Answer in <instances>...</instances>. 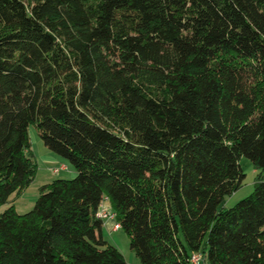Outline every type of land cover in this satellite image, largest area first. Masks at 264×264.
I'll list each match as a JSON object with an SVG mask.
<instances>
[{
    "label": "trees",
    "instance_id": "obj_1",
    "mask_svg": "<svg viewBox=\"0 0 264 264\" xmlns=\"http://www.w3.org/2000/svg\"><path fill=\"white\" fill-rule=\"evenodd\" d=\"M31 124L76 175L0 212V264H125L104 197L140 264H264V0H0V206Z\"/></svg>",
    "mask_w": 264,
    "mask_h": 264
},
{
    "label": "rangeland",
    "instance_id": "obj_2",
    "mask_svg": "<svg viewBox=\"0 0 264 264\" xmlns=\"http://www.w3.org/2000/svg\"><path fill=\"white\" fill-rule=\"evenodd\" d=\"M28 135H29V139L32 145L31 148L37 156V153H40L39 150L41 149V147H44V144L38 136L36 127L32 124L28 128ZM37 161H36L37 167L38 168L40 167L39 169H37V175L33 179L32 183L29 185L24 196L19 198L16 202L17 209L21 212L29 211L33 207L34 202L37 199V196L39 194L38 182L41 180L42 174H43L42 171H39V170L43 167V165L42 164L40 165L39 160ZM62 161H64L68 167L72 168V166L69 164V162L66 159H63ZM238 163L244 174V177L238 189L232 192L230 195H227L224 197V200L220 205L221 207H225V208L232 207L236 202L248 196L253 191V183L256 177V170L252 162L245 156H241L238 160ZM61 176H66V174L62 172L59 175L54 176V178L56 179ZM114 235L121 242H123V239L127 237V234L122 229H119L117 232H114ZM106 238L108 242L111 241L110 236H107ZM199 264H209V262L206 258H204L203 260L199 262Z\"/></svg>",
    "mask_w": 264,
    "mask_h": 264
},
{
    "label": "crops",
    "instance_id": "obj_3",
    "mask_svg": "<svg viewBox=\"0 0 264 264\" xmlns=\"http://www.w3.org/2000/svg\"><path fill=\"white\" fill-rule=\"evenodd\" d=\"M31 150H32V148H31ZM39 151H40V153H37V156H36L35 152L32 150L36 161L39 160L40 165L41 164L43 165V167L39 170V171H42L43 174H42L41 180L38 182V187H40L43 184H46V183L53 181L55 179L54 176L59 175L62 172H64V174H66V176H61L58 178L67 179V178H73L76 175V172L73 168L68 167L66 165V163L64 161H62L63 159L61 157L50 152L45 146L41 147V149ZM59 165H65V169H62L56 173L53 172V169ZM39 168L37 167V169H39ZM36 175H37V172H36ZM27 189L28 188H26L18 196L12 195L9 198V201L7 204L0 206V212L4 208H6L8 205L12 204V205H14V207L18 213H25V212H21L17 209L16 202L19 198L24 196ZM113 225H114V220H112V219L103 220L102 227H101L102 238L108 242L106 237L110 236L111 241L108 243L114 245L115 247H117L119 249V251L123 254V257L125 259V264H140L138 258L134 255L132 250L129 248V244H128L129 243V237L128 236L125 237V239H123V242H121L114 235V232H117L120 228L117 230H114Z\"/></svg>",
    "mask_w": 264,
    "mask_h": 264
},
{
    "label": "built area",
    "instance_id": "obj_4",
    "mask_svg": "<svg viewBox=\"0 0 264 264\" xmlns=\"http://www.w3.org/2000/svg\"><path fill=\"white\" fill-rule=\"evenodd\" d=\"M65 169V165H59L57 168L53 169V172H58L59 170ZM96 216L100 219H112L114 220L113 229L117 230L120 228V224L115 220V213L109 203L107 197H104L98 205ZM204 259V254L202 252H194L189 258L190 264H199L201 260Z\"/></svg>",
    "mask_w": 264,
    "mask_h": 264
}]
</instances>
